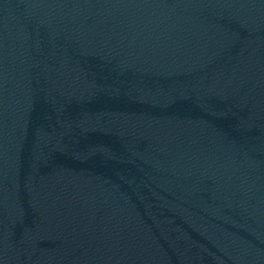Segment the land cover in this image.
Returning <instances> with one entry per match:
<instances>
[{"label": "water", "instance_id": "1", "mask_svg": "<svg viewBox=\"0 0 264 264\" xmlns=\"http://www.w3.org/2000/svg\"><path fill=\"white\" fill-rule=\"evenodd\" d=\"M0 264H264V0H0Z\"/></svg>", "mask_w": 264, "mask_h": 264}]
</instances>
